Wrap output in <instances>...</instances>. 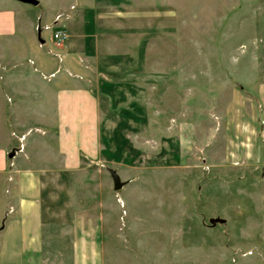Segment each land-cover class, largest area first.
I'll list each match as a JSON object with an SVG mask.
<instances>
[{
    "label": "rangeland",
    "instance_id": "1",
    "mask_svg": "<svg viewBox=\"0 0 264 264\" xmlns=\"http://www.w3.org/2000/svg\"><path fill=\"white\" fill-rule=\"evenodd\" d=\"M40 1L24 5L35 63L0 67L1 78L75 103L61 114L52 99L17 101L1 130L49 161L64 144L58 182L92 222L100 264H264V0Z\"/></svg>",
    "mask_w": 264,
    "mask_h": 264
},
{
    "label": "crops",
    "instance_id": "2",
    "mask_svg": "<svg viewBox=\"0 0 264 264\" xmlns=\"http://www.w3.org/2000/svg\"><path fill=\"white\" fill-rule=\"evenodd\" d=\"M37 1L38 5L34 7L42 9L41 1ZM24 5L27 4L16 0H0V67L14 68L25 60L34 62L29 51L31 39L32 47L34 44L36 24L28 17L31 12ZM70 8L75 13V2ZM69 9L62 5L59 12ZM68 35L67 51L75 56L77 35L73 25H69ZM39 43L44 45L45 42L40 40ZM45 61L39 67L47 70ZM68 66L75 72L74 60ZM111 68L116 70L115 67ZM8 72L3 71L6 75L3 77V74L2 78L0 75V87L2 84L10 95L7 96L0 88V116L9 111L15 117L17 101L33 99L35 96L23 90V86L18 91L15 86H11L19 79H10ZM50 95L42 93L36 95L35 99L45 101V104L46 100H55V109L60 113L75 103V92ZM5 98H13L14 107L10 106L6 110ZM44 108L43 103L38 104L40 115H43ZM19 126L15 122L10 132L21 134L25 128ZM64 130L67 129L61 123L59 132ZM3 132L0 120V264H100L101 259L95 250L94 232L89 229L92 222L75 217V204L65 202L62 182H58L63 181L65 172H68L63 166L64 144L61 142L59 145L60 157L49 161L47 152L37 153L33 150L36 146L29 141L19 151L14 139L17 135L12 136L10 133L9 137H4ZM39 145L42 147L41 142ZM10 153H14L11 158Z\"/></svg>",
    "mask_w": 264,
    "mask_h": 264
},
{
    "label": "water",
    "instance_id": "3",
    "mask_svg": "<svg viewBox=\"0 0 264 264\" xmlns=\"http://www.w3.org/2000/svg\"><path fill=\"white\" fill-rule=\"evenodd\" d=\"M16 1L21 2L23 4L31 5V6H37L38 5L37 0H16ZM13 155H14V153H10L9 158L13 157ZM109 175H110L112 182H113V189L115 191L120 190L124 184L120 182L118 175L114 171H110ZM210 223L212 225H214L216 223L222 224V223H224V221L219 220V219H212V220H210Z\"/></svg>",
    "mask_w": 264,
    "mask_h": 264
},
{
    "label": "built area",
    "instance_id": "4",
    "mask_svg": "<svg viewBox=\"0 0 264 264\" xmlns=\"http://www.w3.org/2000/svg\"><path fill=\"white\" fill-rule=\"evenodd\" d=\"M52 40L60 45L62 42L66 40V33L63 29H57L53 35H52Z\"/></svg>",
    "mask_w": 264,
    "mask_h": 264
}]
</instances>
